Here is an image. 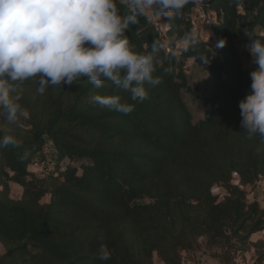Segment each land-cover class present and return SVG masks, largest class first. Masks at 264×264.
I'll return each mask as SVG.
<instances>
[{
    "label": "trees",
    "instance_id": "1",
    "mask_svg": "<svg viewBox=\"0 0 264 264\" xmlns=\"http://www.w3.org/2000/svg\"><path fill=\"white\" fill-rule=\"evenodd\" d=\"M116 3L120 15L132 14ZM201 8L214 17L212 43L198 37L181 51L177 41L194 29L196 2L172 19L160 17L168 45L154 75L162 82L146 85L143 102L107 81L97 89L86 77L43 95L39 77L14 86L25 115L10 123L0 108L3 138L16 141L0 146V264H183L203 239L224 251L222 263L254 247L255 264H264V240L251 241L264 232V210L244 190L264 180V146L241 127L239 108L251 92L248 46L264 41V0H201ZM138 19L126 35L147 54L165 39L150 17ZM189 61L207 73L205 81L190 84ZM184 93L205 108L196 123ZM93 94L120 95L134 111L91 106ZM47 141L56 163L39 176L33 168L45 162ZM11 185L20 187L18 199ZM217 186L227 192L222 201ZM140 198L151 202L133 205ZM101 243L111 253L106 261L94 258Z\"/></svg>",
    "mask_w": 264,
    "mask_h": 264
},
{
    "label": "clouds",
    "instance_id": "2",
    "mask_svg": "<svg viewBox=\"0 0 264 264\" xmlns=\"http://www.w3.org/2000/svg\"><path fill=\"white\" fill-rule=\"evenodd\" d=\"M131 10L130 15L118 12L116 0H0V108L7 120L15 123L25 115L17 101L20 95L15 85L39 77L38 94L48 87L72 85L87 78L97 89L110 82L129 94L134 102L148 98L146 85L155 87L162 81L155 76L157 54L167 47L156 39L151 52H137L126 35L130 25L146 19H172L179 15L188 0H121ZM199 43L195 29L185 32L177 47L187 49ZM225 41L217 43L218 48ZM248 51L257 70L251 72V92L239 103L241 127L249 138L258 136L264 146V41L254 40ZM202 64L209 57L201 55ZM88 104L129 114L135 104L120 95L93 94ZM11 135L0 140V146L14 144ZM103 240V236H100ZM102 261L111 258L108 246L101 243L94 257Z\"/></svg>",
    "mask_w": 264,
    "mask_h": 264
},
{
    "label": "rangeland",
    "instance_id": "3",
    "mask_svg": "<svg viewBox=\"0 0 264 264\" xmlns=\"http://www.w3.org/2000/svg\"><path fill=\"white\" fill-rule=\"evenodd\" d=\"M196 2V9L193 14V24L194 29L197 32L198 37L202 38L206 42L212 43L211 37V25L214 22V17L211 14H205L202 11L201 8V0H194ZM150 19L157 25L160 33L165 39L166 44L168 45V39L165 37L166 33V26L162 23V20L160 18H153L152 14H149ZM182 47H178V50L181 51ZM245 66L249 68L252 71L257 70L256 66L253 67V59H246L245 60ZM187 71L186 74L188 76L190 84H194L200 81H205L207 76V73L196 66L192 61H189L187 63ZM183 98L186 102V104L191 109V112L193 114L194 122H198L200 119L204 117V111L205 108L202 104H198L192 101L191 97L187 95L186 93L183 94ZM4 130L0 126V140L3 139ZM55 150L50 141H47V145L45 148V162L39 167V169L35 170L39 176H42L44 174H47L52 171V169L55 167L56 163V157H55ZM83 163H87L84 161ZM76 165H81V162H76ZM36 169V168H35ZM234 185H238V178H234L233 180ZM246 195H247V201L249 203L257 202L261 208L264 210V180L259 181L254 186H248L244 188ZM13 197L19 198L20 197V190L13 189ZM213 194L219 199L223 200L224 197L227 195L226 190L221 187L217 186L213 188ZM151 201L147 198H140L139 200L135 201L133 205H143L150 203ZM264 240V232L259 233L257 235H254L251 239L252 243H257L259 241ZM199 250H208L213 252L214 256L220 257L224 251L219 248H207L206 240L203 239L200 242V248ZM5 250L0 245V256L4 254ZM221 258H219L220 260ZM257 259L256 250L254 247L250 248L248 251L243 253H239L236 256L233 257V259H230L228 263L226 264H255ZM157 262V260H156Z\"/></svg>",
    "mask_w": 264,
    "mask_h": 264
},
{
    "label": "crops",
    "instance_id": "4",
    "mask_svg": "<svg viewBox=\"0 0 264 264\" xmlns=\"http://www.w3.org/2000/svg\"><path fill=\"white\" fill-rule=\"evenodd\" d=\"M162 23L166 26V23L164 21H162ZM11 187H12V191L13 189L21 191L20 187L16 185H11ZM239 253L244 254V252H239ZM183 264H225V263H222L218 257L214 256L213 252L211 251L197 250L193 252L184 253Z\"/></svg>",
    "mask_w": 264,
    "mask_h": 264
},
{
    "label": "built area",
    "instance_id": "5",
    "mask_svg": "<svg viewBox=\"0 0 264 264\" xmlns=\"http://www.w3.org/2000/svg\"><path fill=\"white\" fill-rule=\"evenodd\" d=\"M37 165H38V164H34V168H33L34 170L39 169ZM35 168H36V169H35ZM44 175H45V174H44ZM42 176H43V175H42Z\"/></svg>",
    "mask_w": 264,
    "mask_h": 264
}]
</instances>
